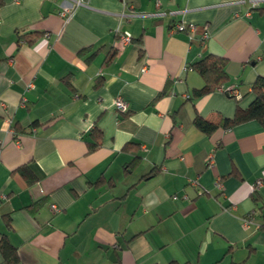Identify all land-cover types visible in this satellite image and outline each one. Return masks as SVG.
I'll return each mask as SVG.
<instances>
[{
	"label": "crops",
	"instance_id": "0c3cea01",
	"mask_svg": "<svg viewBox=\"0 0 264 264\" xmlns=\"http://www.w3.org/2000/svg\"><path fill=\"white\" fill-rule=\"evenodd\" d=\"M81 2L0 0V238L17 264H264V125L198 129L238 99L192 98L204 82L189 67L227 58L245 108L264 76V0ZM116 33L130 35L119 51Z\"/></svg>",
	"mask_w": 264,
	"mask_h": 264
},
{
	"label": "trees",
	"instance_id": "16d2710c",
	"mask_svg": "<svg viewBox=\"0 0 264 264\" xmlns=\"http://www.w3.org/2000/svg\"><path fill=\"white\" fill-rule=\"evenodd\" d=\"M18 37L22 40H26L28 43H33L37 36L43 34L29 31V32H18ZM120 36L119 33H116L115 37L118 38ZM85 50V49H84ZM83 51V50H81ZM80 51V52H81ZM95 53V52H94ZM115 51L112 52V55ZM93 55V54H92ZM228 59L208 53L197 61L190 64V68L196 71L201 78L203 79L204 85L201 88L193 89L192 98H198L205 94H208L221 86L225 85L229 80V76L226 72V65ZM164 91H161L159 95H162ZM252 94L253 98L249 102V104L245 108L239 107V101L237 103L236 111L233 117H219L218 120H208L204 119L200 115H196L193 119L194 125L200 129L201 131L209 134L213 132L218 127H231L233 125L248 121V120H256L261 125H264V76H257L255 80L250 85V90L246 93V95ZM91 136L93 141H89L87 143L88 151H93L100 146V138L101 132L96 127H94L91 131ZM137 146L132 143H127L124 148H136ZM139 160L137 156H135L134 161ZM156 171L153 168L148 174L144 176V178L151 177L153 173ZM34 178H29V182H33ZM255 201L259 200L258 196L254 197ZM44 201H36L32 205L29 206L30 210L36 211L42 205ZM0 252L2 254L3 262L2 264H17L18 263V254L16 248L13 247L8 240L2 236L0 238ZM168 264H191L189 262L178 263L176 261H171Z\"/></svg>",
	"mask_w": 264,
	"mask_h": 264
},
{
	"label": "built area",
	"instance_id": "2783aa9c",
	"mask_svg": "<svg viewBox=\"0 0 264 264\" xmlns=\"http://www.w3.org/2000/svg\"><path fill=\"white\" fill-rule=\"evenodd\" d=\"M244 1V0H242ZM249 2L251 3V5L253 7H258L260 5V3L262 2V0H249ZM81 0H75V4H81ZM164 13L163 12H157L155 13V15H163ZM61 15L63 16H68V13L66 10L62 11L61 12ZM124 16H127V15H124ZM197 29V25H195L194 23H183V22H177L173 25V27L171 28V31H178V32H186L189 37H191V33H193L195 30ZM208 35V32L205 30L203 32V35L202 37L203 38H206ZM130 40V35L128 33H125V34H120V36L117 38L116 42H115V47L116 49L119 51L123 48V46L125 44H127ZM187 68V67H186ZM146 67L144 66L143 67V70H145ZM29 86H32L31 84ZM219 89L225 91L228 95H231L233 97H235L236 99H239L241 97V93L239 92V90L237 88H234V87H231V86H221L219 87ZM114 105H115V108L116 110L118 111H121V112H124L128 109V104L126 101H124L121 97H116L114 99ZM209 162H211V159L208 160ZM257 184H260V182H258ZM53 208L55 210H57V208L55 206H53ZM243 222L245 224H248L249 223V219L245 218L243 220Z\"/></svg>",
	"mask_w": 264,
	"mask_h": 264
}]
</instances>
